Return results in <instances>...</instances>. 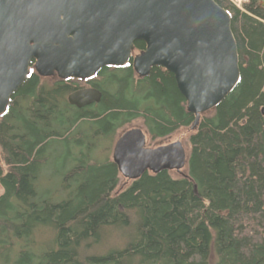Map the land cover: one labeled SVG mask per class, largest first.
<instances>
[{
  "label": "trees",
  "instance_id": "16d2710c",
  "mask_svg": "<svg viewBox=\"0 0 264 264\" xmlns=\"http://www.w3.org/2000/svg\"><path fill=\"white\" fill-rule=\"evenodd\" d=\"M214 1L231 17L240 79L201 116L179 178L148 172L117 191V166L98 156L137 120L149 147L194 126L171 73L154 67L136 77L131 60L85 83L46 82L31 63L0 117L2 264H264V0ZM145 49L135 43V53ZM83 85L101 92L99 104L68 103ZM64 146L66 197L43 198L38 181L51 151ZM113 235L117 248L104 250Z\"/></svg>",
  "mask_w": 264,
  "mask_h": 264
},
{
  "label": "water",
  "instance_id": "95a60500",
  "mask_svg": "<svg viewBox=\"0 0 264 264\" xmlns=\"http://www.w3.org/2000/svg\"><path fill=\"white\" fill-rule=\"evenodd\" d=\"M146 45L133 58L135 73L147 77L161 67L171 73L195 115L219 106L240 79L239 52L229 13L214 0H0V117L29 75L89 80L108 67H124L135 43ZM97 89L68 97L77 108L99 104ZM139 128L116 141L112 159L128 181L146 173L184 176L187 151L177 141L147 147Z\"/></svg>",
  "mask_w": 264,
  "mask_h": 264
},
{
  "label": "rangeland",
  "instance_id": "374dc122",
  "mask_svg": "<svg viewBox=\"0 0 264 264\" xmlns=\"http://www.w3.org/2000/svg\"><path fill=\"white\" fill-rule=\"evenodd\" d=\"M232 1L234 4H236L237 6L240 7L247 0H232ZM136 77H138L137 74H136ZM42 79H44L46 82H50L52 80L50 78H42ZM82 87H84V85ZM70 95H72V93L69 94L68 97ZM68 97H67V99H68ZM0 122H1V118H0ZM134 128L142 129L147 134V132L145 131L146 129L143 126L142 121L137 120V121L132 122L124 130L118 132L117 137H116L115 141L113 142L112 146L108 140L106 142H104L101 150L98 153V156L101 157V160H100L101 163H103L106 159L110 162L113 161V159H112L113 149H114V145H115L117 139L125 131L130 130V129H134ZM192 133H193V131L190 128H182V129L178 130L177 132H175L174 134H172L170 137L154 142V144L151 147H149L150 146L149 145L150 140L148 139L147 146L149 148H157L159 146H164V145H168V144L180 141L183 143V145L187 151V155H188L189 149H188L187 143H188L189 138L192 135ZM147 138H149L148 135H147ZM71 167H72V161H71V159H69V155H68V151H67L66 146L60 147L56 151L52 150L50 153V161H49L47 167L45 168L44 174L41 175V177L38 181V190L40 192V196L43 198H48V199L54 200V201H62L66 197V194L61 190V176L68 169L70 170ZM185 172L186 171L184 169L183 173H185ZM171 175L174 178L181 177V175L178 174L177 172H172ZM119 180H120V182H119V186H118L117 191L120 190L121 188H126L127 185L129 184V181L124 179L123 177H121ZM2 194H3V190L0 188V196ZM48 237H49V234L47 232H45L39 236V240L42 241L43 239H46ZM116 242H117V240H116L115 235H113L110 238H107L106 242L103 245V249L104 250H112V249L117 248ZM0 264H2L1 261H0Z\"/></svg>",
  "mask_w": 264,
  "mask_h": 264
},
{
  "label": "flooded vegetation",
  "instance_id": "af4514ba",
  "mask_svg": "<svg viewBox=\"0 0 264 264\" xmlns=\"http://www.w3.org/2000/svg\"><path fill=\"white\" fill-rule=\"evenodd\" d=\"M141 53V52H140ZM135 55H137V54H135ZM50 79H52V80H56V79H59L57 76H54V77H52V78H50ZM70 80H72V79H69V81ZM73 80H77V79H73ZM77 81H79V82H83V83H85V82H88V80H85V81H83V80H77ZM84 89H94V88H92V87H83V88H81V89H79V90H77V91H75V92H73V93H76V92H78V91H80V90H84ZM72 93V94H73ZM68 100V99H67ZM94 105V104H93ZM92 106V105H91ZM74 107V106H73ZM75 108H77V107H75ZM85 108V107H84ZM77 109H79V108H77ZM80 109H82V108H80Z\"/></svg>",
  "mask_w": 264,
  "mask_h": 264
},
{
  "label": "bare ground",
  "instance_id": "6f19581e",
  "mask_svg": "<svg viewBox=\"0 0 264 264\" xmlns=\"http://www.w3.org/2000/svg\"><path fill=\"white\" fill-rule=\"evenodd\" d=\"M114 163V162H113Z\"/></svg>",
  "mask_w": 264,
  "mask_h": 264
}]
</instances>
